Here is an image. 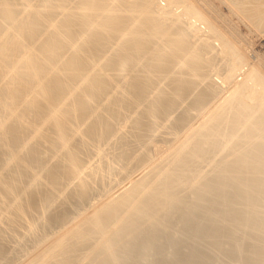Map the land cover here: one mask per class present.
<instances>
[{"label": "bare ground", "instance_id": "1", "mask_svg": "<svg viewBox=\"0 0 264 264\" xmlns=\"http://www.w3.org/2000/svg\"><path fill=\"white\" fill-rule=\"evenodd\" d=\"M107 1L82 3L78 13L87 19L72 18L69 25H64L59 19L71 15L76 7L69 6L60 12L55 1L47 0L41 6L48 5V10L35 15L36 7L26 0L12 4L0 0V18L7 31L0 39V74L7 72L13 56L12 50L2 46L10 40L14 41L11 46L15 42L22 43L23 47L26 43L38 45L29 60L40 59L43 66L61 60L50 69L56 85L45 76L28 79L23 75L18 87L5 89L10 93L29 83L40 84L20 98L26 102L21 109L26 111L43 98L42 104L40 101L37 105H43L44 110L39 111V120L25 123L26 132L22 126L21 134L20 129L6 133V138L12 139L15 153L22 142L19 136L27 132L26 144L32 142L34 145L30 144V148L34 147L26 154L29 147L24 150V145L26 156L20 151L22 157L4 155V164L12 163V166L0 167V195L6 199L0 207V224L4 225L0 226V252L3 257L15 260L10 261L12 264H39L40 261L42 264H176L173 257L177 259L176 252L189 253L181 258L180 264H230L228 258L237 264H264V251L257 252L254 248L264 249L263 245L248 246L245 242L249 240L239 235L242 232L264 234V214L257 212L258 205L264 206V58L248 56L237 41L220 32L216 20L200 7L194 6L195 11L188 8L184 4L188 0H160L166 3H160L156 9L162 16L152 12L126 16L116 13L137 3L152 9L156 0L113 2L116 4L109 8V19L103 23L99 18L107 13L103 11ZM222 1L231 14L239 15L264 38V0ZM164 17L170 30L157 26ZM94 19L97 21L93 22ZM184 20L189 29L193 27L190 36L180 26ZM140 23L141 30H130ZM65 30L73 37L67 36ZM80 31L83 33L79 34ZM102 34L108 35V41L112 40L110 43L117 44L118 49L105 51L97 71L115 65L111 72L121 73L124 84L139 85L141 96L120 102L106 101L109 90L101 95L105 102L89 103L93 100L91 93L81 94L77 99H62V102L49 99L57 85H60L58 99L71 90L73 85L62 81H68L73 73L69 67L80 73L82 64L98 60L95 55L104 50V44L98 43ZM74 36L78 37L74 39ZM87 40L88 46L84 47ZM188 43L195 44V55L189 53L190 48L183 47ZM125 52L128 56L122 58ZM218 55L223 57L214 63L215 67H210V61ZM78 57H83L82 61ZM120 60H125L123 66L117 64ZM161 64L160 71H152ZM16 76L12 74L8 81ZM78 76L85 81L94 80L89 74ZM49 83L51 86L46 89ZM101 87L92 86L90 90L98 92ZM183 89L188 91L187 95L196 94V97L186 99L181 94ZM116 93L122 95L120 91ZM159 96L167 105L175 101L177 109L184 110L202 101L205 104L201 107L214 106L218 101L221 108L211 113L208 122L202 123L204 116H192L187 124L192 127L183 135V142L172 145V138L159 140L162 135L173 136L176 127L168 114H154L153 110L163 106ZM133 103L136 113L127 120V112L122 108ZM18 104L19 98L9 104L8 112L21 114ZM103 106L120 112L105 126L104 121L93 122L98 117H107L96 113ZM38 108H31V113L39 114ZM160 118L165 128L157 133L163 122ZM46 126L51 134L43 139H52L51 145H46H50L49 149L43 148L45 140L41 137L47 131ZM98 130L102 131L96 135ZM176 136L177 140L180 135ZM96 137L100 143L94 150L105 157L93 160L88 156ZM38 140L43 150L36 147ZM143 145L148 147L138 156L136 151ZM181 151L186 153L178 156ZM111 154L116 156L107 159ZM46 156L51 157L52 164L59 163V167L47 168L51 163L49 160L47 165ZM154 159L164 162L143 166L146 173L132 180L131 174ZM130 163L134 168H129ZM211 205L220 207H213L204 215V208ZM193 212L197 213L196 217H190ZM218 213L221 214L214 221L207 222L208 215ZM24 236L28 238L25 241ZM103 242V251H96ZM37 248L41 249L40 253L32 257L31 252ZM12 252L26 254L9 257ZM53 255L57 256L55 261L47 259ZM138 258L144 261H135Z\"/></svg>", "mask_w": 264, "mask_h": 264}, {"label": "rangeland", "instance_id": "2", "mask_svg": "<svg viewBox=\"0 0 264 264\" xmlns=\"http://www.w3.org/2000/svg\"><path fill=\"white\" fill-rule=\"evenodd\" d=\"M16 1H18V0H7V2L10 3V4L16 3ZM26 1H28L31 4H34V6L36 7V11H35L36 14L35 15L43 14L49 8L48 5H46L45 7L41 6L43 3L47 2V0H26ZM52 1H55V4L57 5L56 9L59 10L60 12H62L63 9H67L69 6L71 8H72V6H74L73 8L76 7V9L71 12V15L69 14L66 18L61 16V19H59V22H61L62 24L69 25L70 24L69 20L72 19V18L77 19V20H80V19L81 20H86L87 19L86 16H81V14L78 13L79 5H81L82 3H84V4H87V3L88 4H92V2L96 1V0H52ZM124 1L125 0H112V1L108 0L106 2L105 8L103 9V11L107 10V13L106 12L103 13V16H100V18H99L100 20L99 21H101L103 23L107 22V20L109 19L108 16L110 15L109 8H111L114 4H116V3H113V2L124 3ZM188 1L189 2L192 1L193 4H196V5H193V4L189 3V2L186 4L184 2V4L187 5L188 8L191 7L195 11L194 6L200 7L198 9L202 10L203 12H205L208 17L211 16V19L216 20L215 22L217 23V25H218V27L220 29V32H222V34L225 33L224 35L229 36V38H231V40L234 39V41H237V44L238 43L240 44V48H243L244 51H247L249 55L246 52L244 54H246V55H248V56H250L252 58L253 57L254 58H260V59L264 58V38L262 37V35H260L258 33V31L254 30L253 27L251 25H249L250 23L248 24L247 21H245L243 18L241 19V17L239 15L231 14L233 12L230 11L228 5L225 4L222 0H206V1L205 0H200V1L199 0H194V2H193V0H188ZM197 1L200 2V3L198 4ZM58 2H60V3H58ZM156 2H157V4L154 5L152 9L149 8L145 4L137 3V4L134 5V7H124L122 9L116 11V13H123V15L126 16V15H129V14H132V13H134V14H146V13L152 12V13H155V14H158V15L162 16V13L158 12L156 9H158L160 3H162V4H166V3L163 2V1H160V0H156ZM202 2H204V3H202ZM208 2H209V4H208ZM208 5H211L212 8H210L211 6H208ZM209 8H210V10L208 11L207 9H209ZM90 15H91V13L88 14V16H90ZM237 16H239V17H237ZM217 17H219V18H217ZM190 18L194 20L195 16L194 15H190ZM94 21H97V20L94 19L93 22ZM166 21H167V18L164 17L163 20H161L159 23H157V26L165 27L167 29L169 28L168 30H170L171 29V27H169L170 25L169 26L165 25ZM128 22H129V19L127 20V23ZM180 26L183 27L187 31L188 36H190L191 30H192L193 27L191 26V28L189 29V25H188V23H185V20L183 22H180ZM142 28L143 27L141 26V23H140L138 27L132 26L130 28V30L132 32L133 31L138 32ZM195 29H197V28H195ZM89 32H94V30H90ZM65 33H66L67 36L71 35L70 32H69L70 33V35H69L67 30H65ZM82 33H83L82 31L79 32V34H82ZM127 33H129L128 30H127ZM161 33H163V32H161ZM6 34H7V31L4 30V28L2 26V20L0 18V39L2 38V36L6 35ZM71 37H73V36H70V38ZM75 37H78V36H74V39H75ZM108 38H109V36L106 35V34L99 35L98 43H99V45L104 44V50H103L102 53H97V55H95V57L98 58V60H93L89 64H82L81 65L82 68H81L80 73H77V71H75L76 69H71V67L68 68V70L73 72V73H71L70 78H68V81H66L65 79L62 80V81L73 85L71 90L66 91L65 94L58 99L57 95L60 96V94L58 92L59 89H60V85H57V86H55L57 88L54 89L53 97H49V99H57L60 102H62L63 101L62 99H67V98H72V99L76 98L77 99V98H79V96L81 94L82 95H84V94L85 95L86 94L89 95V93H91V97H93V100L92 101L89 100V103H91V102L98 103V102L104 101L103 97H101L102 93L107 92L109 90L111 92H109L107 94L105 93L106 96H107L106 101L107 100H111V101H115V102H120L122 99L134 100V99H137V98H139L141 96V91L142 90L141 89L139 90V88H138L139 85L131 84V83L124 84L122 82L123 80L121 78V73L114 74V73L111 72V70H112L111 68L113 66H115V65H112V64L111 65H107L105 68H102L101 72H98L99 70L97 71L96 66L101 62L102 58L107 53L105 51H109L111 49H118L117 44H113V43L111 44L110 42H112V40L108 41ZM27 39H26V41H27ZM12 42H14V41L10 40L8 42L2 43V46H5L6 48H9L10 50H12L13 56L11 57V59L9 60V62L7 64V67H8L7 68V72L0 74V123L1 122H5L6 123V124H4V123L0 124V167H6L7 166L8 169H10V167L12 166V163L4 164L5 161H6V159H5L6 157H4V155L11 154V155H14V156H19L20 153L21 154L23 153V156H26V154L29 152V150L34 147L33 146L32 148H30V146H32L30 144L34 145V143L27 142L29 144V146H28V144H26L25 139L28 140L29 134L27 132V133H24L25 134L24 135L23 132H22L24 137L21 136V135L19 136L20 137L19 140L22 137V142H20L21 140L19 141L22 145L20 146V143H19L18 147L16 148V151H18V153H15V151H14L15 147H14L13 143H10L12 139L11 138H6V133H13V132L18 131L20 129L19 131H20V134H21V128L20 127H22V126L26 129V130H24V128L22 127L23 128L22 131L26 132L27 131V127H25V125H26L25 123H27V125H28V123L35 122V121L39 120V117H37V115L38 116L40 115L41 112H39V111L42 110V108L44 110V107H43V105H41L42 102H43L42 101L43 98H41V99H38V102L41 101L40 102L41 104L39 103L37 105V103H38L37 101H36L37 102L36 104L35 103L33 104V107L35 109L31 106L32 109L37 110L38 106L40 105V107H39L40 109L38 108L39 114L37 113V111H36V115L34 114V112H32L33 113L32 114L30 107H28L26 109V111H25V109L24 110L21 109L22 106L26 102H24V101L21 102L20 98L24 94H26L31 88H33V86L34 87L39 86L40 84H38V83H35V84L29 83V84H27L26 87H22L21 86L18 89H14L10 93H7V90L9 88L18 87L19 85L17 83H22L23 75H24V78H28V79H29V77L36 78L39 75L40 76H45V77L49 78V81L51 83L53 82L56 85V83H57L56 81L57 80L54 77V73L50 72V69H52L55 66L59 65V61L61 62V60L58 59V60H56L54 62H50L48 66H43L42 65L43 61L40 60V59L38 60V59L34 58V59H30L29 60V55L32 53V50L37 49L39 47L38 45L34 46L31 43H26V45L23 47L22 43L15 42V45L11 46ZM83 46L84 47L88 46V40L85 42V44ZM57 47H59L61 49L62 46L57 45ZM183 47L190 48L189 53H192V55H195V51L193 49V48H195V44L194 43H188V44H186ZM245 47H246V49H245ZM127 56L128 55H127L126 52L121 55L122 58H125ZM220 57H223V55H218L212 61H210V63H209V64H211L210 67H215L214 63L218 62L220 60ZM78 58H79V61H82V59H83V57H78ZM66 59H68V57H65V60ZM124 63H125V60H120L117 64L119 66H123ZM263 63H264V61H263ZM162 68H163L162 64L161 65H156V66L153 67L152 71L153 72L160 71ZM61 69H62V67H61ZM61 69L58 68V70H61ZM188 69H190V67ZM64 70H62V71H64ZM12 74L13 75L17 74V76L11 78L12 81H8L9 77ZM80 74L92 75L91 77H93L94 80L93 81L82 80L81 78H82L83 75L82 76H78ZM7 81H8V83H7ZM13 83H14V86L12 85ZM51 83L46 85V89H48L51 86ZM15 84H17V86ZM92 86H99V87L102 86V87H101V89L98 92H94V91L90 90V88ZM140 88H141V86H140ZM5 89H7V90H5ZM2 90H3V93L6 92V94H3ZM118 91L122 92L121 96H117L116 92H118ZM216 93H218V90H216ZM181 94L184 95L186 97V99H190V100H193L196 97V94L195 95L194 94L187 95L188 91L186 89H183ZM17 98H19L18 108L20 109V111H21L20 113L21 114H17V113H11L10 114L8 112L9 104L10 103H14ZM158 99H160L159 103L163 104V106L160 109L158 108V109L153 110L154 114H156V115L157 114H161V113H164L166 115L168 114L167 115L168 119L171 122H173L175 124V126H176L173 136L169 137V136H166V135H162L161 137H159V140L163 141V140H165L167 138H169V139L172 138L173 139L172 145H176L178 143L183 142V135L192 127V126H190V127L187 126V124L190 122L192 116L193 117L198 116V115L204 116V120H201V121H203L202 123L208 122V120H210V118H212V114L211 113L217 112L221 108L220 107L221 104H219L218 101L216 102V105H214V106H211V107H207V106L203 107L202 106L201 107V105L205 104L204 101H202V102H200V104L199 103H193L191 106L186 107L183 110V109H177L178 108L177 107L178 104L175 101L170 103V105H167L165 103L164 99H162V97H160ZM128 106L129 107L122 108L123 110H125L127 112L125 114V117H127V120L130 119L129 118L130 115L134 116L135 113H136L134 103L133 104H129ZM63 108H64V113H65V111H66L65 110V106H63ZM28 109L30 111H28ZM66 109H68V108H66ZM98 109L99 110H97L96 113H99L101 115L104 114L107 117H105L104 119L102 117H98L93 122H95V124H97V123H100V122L104 121L103 126L108 124V122L113 118V115H115L117 113H120L117 110L112 111L111 107L105 108L103 106L102 108H98ZM199 109H201V111H199ZM22 114L25 117L22 116ZM150 115H153V112H151ZM160 119L162 120V118H160ZM93 122L88 123V125H90V124L93 125ZM164 123L165 122L163 121L160 124V127L158 128V132L157 133H160V132H162L164 130V128H165ZM47 126L49 127V125H47ZM47 126H46L47 131L45 130V133L41 136L42 139L43 138H49V136L51 134L50 133L51 130L49 131ZM198 127H199V125L196 126L195 129H197ZM63 129L66 132V130L68 128H66V126H65V128H63ZM180 129H183V132ZM101 131L102 130L95 131L96 135H99L101 133ZM70 135L73 136L72 133ZM176 135H180L177 140H176V137H177ZM23 139H24V141H23ZM42 139H40L41 143L44 142L43 144H44L45 147L43 146V144L40 143L39 140H38L39 144L36 147H38V149H40V148L42 149V146H43V148L49 149V147L51 145V142H49V141H51L52 139L50 138L51 140H48V141L46 139H43L46 142L43 141ZM35 143H38V142H35ZM47 143H50V145L48 144V146H46ZM99 143H100L99 137H96V139L93 140V144L91 142L93 150H91L90 155L88 156L89 158H93V160H94V159H96V158H98L100 156L105 157V154L101 155L96 150H94V147L96 149L99 146ZM24 145H25L26 148H24ZM39 145H42V146L40 147ZM96 145H97V147H96ZM147 147L148 146H145V145L140 146L137 149V151H136L138 156H140L142 154V151L144 152L147 149ZM22 148H24V150H26L28 148V151L26 152V154H25V152H24V150ZM46 149L44 151H46ZM22 150H23V152H21ZM19 151H20V153H19ZM82 151L81 150L79 151L80 154H82ZM51 153H52V155L53 154L55 155V152L53 153V150H52ZM185 153H186V151H181L178 154V156L184 155ZM48 156H50V153H49ZM112 156H116V155L115 154H111L110 156L107 157V159L111 158ZM20 157H22V155H20ZM81 157L83 158V156H81ZM46 158H47V162L46 161L45 162L47 163V165L49 163V160H50V163H51V164H49L50 166L46 165L47 168L48 167H55V166H57V168L59 167L58 166V165H60L59 163H57V165L55 163L52 164L51 159H50L51 157L49 158V157L46 156L45 160H46ZM157 158H159V157H157ZM157 161L164 162L163 160H158V159H154L152 162H150V160H149L148 164H147V162H145L137 171H135L133 174H131L130 177L134 178L132 180L136 181L137 179L141 178L146 173V171H145L146 167H143V166L149 165V163H155ZM133 166H134V164L132 165V163H130L129 168H132ZM42 182L44 183L46 181L43 180ZM100 187H103V186L101 185ZM217 188L219 189V187H217ZM217 188H216V190H218ZM0 194H1V192H0ZM3 196H5V195H3ZM3 196L0 195L1 204H2V202L4 203L6 201L5 197H4L5 201L2 199ZM109 196L110 195H108V197ZM185 204H187V203H185ZM2 206H4V204H2L0 207H2ZM213 207H220V206L219 205H214V206L211 205V207L210 206L209 207H205L204 210H203V214L204 215L208 214ZM163 208H164V206H163ZM257 212H260L261 214H264V206L258 205L257 206ZM220 214L221 213H218V214L213 215V216L212 215H208L207 216L208 217L207 218V222L214 221L218 217V215H220ZM196 216H197V213H195V212L190 214V217H196ZM0 226H4V225L0 224ZM209 228H212V226H210ZM20 232H21V230H20ZM16 233L18 234L19 232L16 231ZM239 235H241L244 238L246 237L249 240L248 242H245L246 245L249 244L248 246H250V245L254 246L255 244L257 245L258 243H260L264 247V234L261 235V234H259L257 232H250V233L242 232ZM57 237L60 238L61 235L57 236ZM57 237H55V238H57ZM105 238H107V237H105ZM23 239L25 241L28 238H27V236H24ZM100 240L105 241V239H100ZM31 245L29 247H31ZM104 247H105L104 242L100 243L98 245V249L96 251L102 252ZM233 248H234V246H232L230 249L232 250ZM254 248H255V250L257 252L264 251V249H260V247H257V246L254 247ZM136 249H138V248H136ZM230 249H227V251L228 252H232ZM40 251H41V249L37 248V249L34 250V252H31L30 255H32V257H33V255L34 256L38 255V253H40ZM79 251H81V249L78 250V252ZM26 252H28V251H26ZM26 252H12V253H10L11 255H9V257H11L13 255L14 258H17V257L21 256L23 253L26 254ZM131 252H135V251L132 250ZM166 252H167V250H166ZM0 253L2 254L3 252H0ZM19 253H21V254H19ZM163 253H165V252H163ZM180 253H181V255H179ZM183 253L184 252H176L175 254L179 255V258H178V255L176 256L177 259H175V256H173L174 257V262L176 264L182 263L181 261L184 258H186V256L189 255L188 252H186L184 254ZM1 254H0V258H1L0 259V264H12V262L15 261L13 259L11 260V258H8L6 255H4V257H3V254L2 255ZM5 256L7 258H5ZM56 257H57L56 255L55 256L53 255V256L48 257L47 259L55 261ZM162 257H163V255H162ZM181 258H183V259H181ZM143 259H144V257H143ZM143 259L138 258V259H135V261L136 260L137 261H139V260L144 261ZM178 259H179L180 262L178 261ZM10 261H12V262H10ZM227 262L230 263V264H237L236 261L233 258H228ZM39 264H42V261H40Z\"/></svg>", "mask_w": 264, "mask_h": 264}]
</instances>
